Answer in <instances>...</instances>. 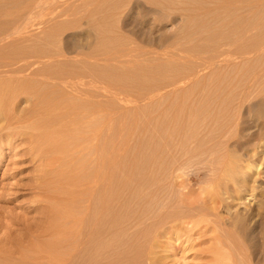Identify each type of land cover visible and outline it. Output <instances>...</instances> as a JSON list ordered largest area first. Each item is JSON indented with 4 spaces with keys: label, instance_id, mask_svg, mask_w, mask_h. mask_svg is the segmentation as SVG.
Returning a JSON list of instances; mask_svg holds the SVG:
<instances>
[{
    "label": "rangeland",
    "instance_id": "rangeland-1",
    "mask_svg": "<svg viewBox=\"0 0 264 264\" xmlns=\"http://www.w3.org/2000/svg\"><path fill=\"white\" fill-rule=\"evenodd\" d=\"M215 2L214 0H0V8L2 7L4 9H0L2 11L0 13L1 17L4 16L2 18L0 17L1 21L4 22L2 24L0 21V28L3 29L0 34V47L3 52L0 48V53H7L2 61V64L5 66L3 69L0 68V71H4L0 74V79L6 80L19 77L20 79L18 78L17 82H15L17 84L16 86L27 89L26 92L22 93L23 95H20L21 97L17 96L9 100V107L5 110V113L10 115L11 120H8L0 128V154H3L0 162V215L4 216L3 221L6 224H9L11 218L16 216L19 218H30L32 215H36V212L33 211V213H26L27 215H25V210L27 212L32 210L31 207H28L31 204L29 201H31L32 192H37V190H32L30 187L32 182L36 186L38 183L40 187L46 186V188H49L50 184L52 186L55 185L54 181L69 178L67 173L64 175L62 174L64 172L59 174L55 173L56 175H54L51 172L46 173L44 180H42L40 175L37 174L38 167H36L37 163H35L36 158L33 157L34 153L30 151L31 140L26 134L20 135L26 129L25 126H28L29 120L36 119V116L38 118V114L44 115L45 112L41 109L44 104L51 108V114L59 121L56 129L63 132L61 134L64 135L66 141L75 142L76 140V145L79 144L78 142L84 143L85 139L89 138L87 132L91 133L94 130L96 131V141H93L96 149L93 150V146L90 145L87 151L81 150L82 153L79 151L80 153L78 155H81V159L76 158L74 156L76 154L73 153L74 158L73 156H68L61 162V165L63 163L66 164V169L71 170L74 177L85 178L94 168L96 169L100 165L102 166V164L103 166L106 165L107 159H105V154L111 149L112 157H110V161L112 163H110L108 169L110 171V182H112L113 204L110 212L113 231H111L110 237L105 232H101L102 234L100 233L99 238L103 241L111 238L109 251L112 258H114V262L123 264L122 262L132 261L133 263L131 264H147L142 250L145 244L141 240L144 239L146 234L151 233V230H154L153 232L158 231L159 228L157 230L156 228L159 225H152L154 227L152 228L150 223L157 222L154 217L159 219L162 216L163 213L160 215L157 214L161 202L167 205L172 201L169 206H166L165 211L167 212L164 213V216L169 214V212L179 211L180 214H183L179 217L182 220L181 217L184 215H192L194 217L196 214L199 215L201 211L203 213L206 211L207 216L209 215L211 217L212 215L213 217L214 209L211 213V211L208 212L209 208L206 210L205 207L198 205H203L201 202L205 201L203 200L205 196L202 193V188L203 190H207L209 187L213 189L212 187L215 188L218 186L220 193L216 187L214 190H217L219 194L215 195L217 198L222 196L221 199H223L220 201L215 197L220 201V207L216 204L215 206L220 208L217 210H219L218 213L221 212L220 214L223 219L221 218L220 220V214H217L219 215L218 218L215 217L217 213L215 209L216 212L214 210L213 217L215 220L211 217L212 219L209 218L208 222H203L206 226L204 224V227L202 224L201 226L199 225L201 228L197 227L193 229V233H187V231L182 230V233L170 235L172 237L166 241V245L168 244L169 264H213V261H215L221 252L220 255H222V258L220 260L225 256L223 261L225 264H264V174L262 175L264 173V161H262L263 163L260 166L261 176L259 177L262 181L259 179L260 182L256 186L259 188L255 192L257 193L258 201L260 203L262 202V209L259 207L258 211V207H256L258 205L253 204L249 200V191L242 188L244 191L237 189L241 179V174L237 173V168L234 170L236 173L223 175L221 178L218 169L219 166L220 169L222 166L218 165L214 160L210 164L212 161L211 158L213 157L211 153H208L210 152L208 147H206L208 144L199 143V141H205L209 135V132L205 130L207 127L203 126L204 119L198 120L202 125L201 131L197 135L188 128L192 124L190 120L192 112H194L191 108L193 107L192 105L195 102L203 105L207 102L205 92L212 91L211 84L213 81H222L223 77L218 79L215 76L223 68L227 71L221 69L223 73L226 72L224 78L230 79V81L232 78L231 82L234 84L230 94L236 93L241 86L247 84L253 90L249 97L244 99L245 102L243 101L244 104L238 111L240 115L242 114L241 124H243L242 126L244 128L240 125V130H238V134L236 133L238 136L235 134L231 138L230 143L233 142L230 144V146L232 145L230 148L234 149V146L235 149L238 147L241 148V142L243 145L246 144V148L248 147V143L251 145V142L253 144L257 143L251 141L250 136L246 134L250 129H258L259 132V128L250 119L249 115L251 114L252 116L254 112L262 107L259 105V101L264 99V41L260 42V32H257L258 28L259 31L262 30L259 27L261 23L259 19L264 18V0H231L228 4L230 5L232 3L233 5L229 6V13L228 11L226 12L229 15H225L224 11L222 13L217 8V2L220 1L215 0ZM248 4L252 5L247 6ZM235 8L237 9L233 10ZM200 9L201 11H199ZM230 10L232 11L230 12ZM250 11L252 12L250 13ZM232 12L233 14L235 12L236 15L234 14V17L239 18L240 22L238 20L236 21L242 26L247 21H254L256 23L259 20L256 23L257 25H255L257 28L254 29V25L251 26L252 22L251 24L247 22L250 24V26L247 24L250 28L246 25L247 27L245 29H250L251 31H246L247 33L243 31L246 35L243 32L235 34L234 31L236 30H234L235 28L233 29V26L236 27V23L232 19L231 21L233 22L230 25L228 21V19L234 18ZM230 14L232 15L230 16ZM218 18H220V22L215 21ZM221 20L224 21L223 24H218L222 23ZM224 23H226V26ZM239 23L237 27H239ZM215 24L216 27H214ZM217 25H220L219 27L224 35L219 29L218 33ZM230 26L232 27L230 28ZM10 28L12 29L10 30ZM17 28L19 30H16ZM209 29L212 30L209 31L213 33H211L212 36L216 37L213 38L210 36L211 34H208ZM213 30L218 36L222 34L218 37L219 39ZM228 32L240 37L237 38L233 34H228ZM209 36L213 38H210V41L207 38ZM229 36L233 38L234 42L236 40L240 41L239 43L250 41V37H256L259 38L261 44L257 41V45L259 44L258 46H260L259 48L256 46L257 51L254 47L248 49L247 52H249H246L247 54L245 53L244 56L240 54L237 57H231L230 61L228 60L229 63H227V66L223 64L226 68L222 64H214L209 67L208 63L210 59L219 53L218 49H216L217 47L220 46L219 48L221 49L225 45L223 49H228L229 47V49H233L235 44H239L235 43L233 45L231 43L232 38L226 40V38H230ZM222 37H225L223 38L224 40ZM214 39L219 41V43L218 41L215 43L216 46L213 44ZM220 42H230V44H227V48L226 44L220 45ZM213 46L215 49H213ZM216 50L218 53H216ZM222 50H220V53ZM13 52H17L16 54L20 53L21 56L19 58L21 59H12L14 57ZM29 52L31 54L40 53L41 56L38 57L32 54L34 56L33 58ZM8 53L9 56H7ZM10 62H18V68L20 67L19 69L21 70L20 75L14 72H7L17 67L11 65ZM32 62H35V64L30 65ZM44 66L47 68L50 66L54 71L56 69H62L64 72L65 70V72L67 71L65 73L67 75L68 71L69 75L77 71L78 73L76 72L73 75L78 77L80 82L82 80L84 82L82 81L83 83L78 84L79 82L73 83L71 81V83L68 81L70 85L69 83L64 84H67L69 88L67 85L65 87L64 84H60L56 79L45 77L42 74L43 70L41 73L38 71V69ZM91 66L97 69L94 72L96 73L95 76L89 73L94 76L91 75L94 78L92 80L95 83L97 82V86L91 80L90 76H88L90 79L87 77V73L90 72L88 71L90 70L89 67ZM80 70L87 71H82L81 73ZM86 80H88V87L87 89L83 87L84 90L82 91V86L87 85L85 84ZM230 81L228 80V82ZM74 84L80 85L79 88L81 89L78 88V85H76L78 89L75 88ZM93 84L96 86L95 88L92 86ZM33 86H35L39 93L37 92L35 94L30 91V88ZM90 87L91 90L88 89ZM208 87L211 89L208 90ZM195 93H199L198 97ZM38 95L40 97H37ZM202 95L205 100L202 98ZM91 104L95 107L93 105L94 108L91 107ZM178 104H180L179 107L182 105L179 109H177ZM85 105H90L88 106L90 109H87L88 107ZM258 105L260 106L259 109L257 108ZM79 106L85 108V111L82 110L83 108L80 109L82 110L81 113L89 112L90 115L86 113L89 117L92 114L90 117L94 121L92 125H89L91 124L89 123L90 119L86 117L81 118L80 115L79 117L78 115L75 116L79 109L77 107ZM91 108L92 110L95 109V112H91ZM217 110L221 109L218 108ZM249 110L252 112H249ZM202 111L203 109L200 112ZM108 112L110 113L109 121H107ZM173 115L175 117H181V122L184 123L178 122L176 124H182L186 126V129L184 135L168 136L170 142H172V146L169 149L166 144H164L166 146H161L158 143L159 135L156 129L163 119H171ZM160 119L162 120L160 121ZM22 121L27 122V125ZM18 122H22V125H19ZM10 123L11 129L9 130L7 126ZM30 124L28 127H30ZM16 125L21 126V129L18 128L19 130L14 131V134L11 132L12 135L8 137L7 133L13 131ZM252 130L251 132L255 131L256 134L258 133L257 130ZM239 131L242 132L239 134ZM251 132L249 133L251 134ZM81 134L85 135L83 141L79 137ZM205 134L207 137H205ZM244 135L247 137L245 138ZM203 137H205L204 140ZM243 145L242 147L244 148ZM158 146L163 147V152L166 155V157L164 155L163 163L159 156L157 158L153 156V159L147 157L150 153L149 148L155 154L158 152H155L159 148ZM253 146L258 147L257 144ZM186 147L190 148L188 149ZM240 148H238L239 150L237 149L238 152L241 151ZM79 149L81 148H77V150ZM190 149L193 154L190 153ZM260 150L262 151L259 148L258 153H256L257 157L255 156V161L257 160V162L261 161L264 154ZM170 153H173L175 157L173 154V156H170ZM68 154L69 151L65 156ZM210 156L211 158H209ZM175 158L178 160L175 161ZM179 159H182V163H180L181 161ZM177 161H179L177 163L179 166L176 164ZM178 167L180 168L178 169ZM256 174L255 171H252L248 176L254 178ZM217 178L221 180V184H215L216 181H219ZM213 182L215 184L214 186L212 185ZM60 186L71 193L77 192L75 194L76 201L74 210L82 211L83 204L81 200L83 196L77 195L81 189L77 188V186L73 187L68 182L61 183ZM208 191L211 192L213 190ZM205 199L207 201L209 200L207 197ZM212 199L215 200L213 195ZM62 201L67 206L71 204L70 200ZM192 202L195 206L200 207V211H198V208H189V206L191 207L193 205ZM35 205L40 208L41 203L31 206L33 207ZM210 206L215 207L214 204H210ZM242 207H246V209ZM238 209L240 211L246 210L243 213L241 212L243 214L241 215L242 217H244V213L249 216H245L246 219L241 217H239L240 220L239 218L237 219L235 212ZM149 212L151 213L149 214ZM229 215L235 216L238 221ZM226 216L229 220H226ZM99 223L100 225H107L108 220L102 219ZM170 224L172 223H167L163 227H167ZM148 225L151 227L149 226V228ZM71 233L72 237L69 240L74 243L80 242L84 234L79 227L72 230ZM2 235L1 231L0 237ZM215 244H217V247H215ZM4 248H8V250L12 249L6 244ZM214 250L216 252L213 253L212 251ZM11 251L13 252V250ZM14 254L17 255L16 253ZM212 254H215L213 261L211 260L213 257ZM78 256L82 261L87 259L83 252H80ZM102 256H105L104 252ZM110 263H112L110 259L106 258L101 259L98 264Z\"/></svg>",
    "mask_w": 264,
    "mask_h": 264
},
{
    "label": "bare ground",
    "instance_id": "bare-ground-1",
    "mask_svg": "<svg viewBox=\"0 0 264 264\" xmlns=\"http://www.w3.org/2000/svg\"><path fill=\"white\" fill-rule=\"evenodd\" d=\"M210 1H213V0H210ZM217 1H220V2H217L218 3V6L217 8L220 10V12L224 11V14H228L229 11H228V8L229 6L233 5L232 3L229 5L228 2L230 3V1H221V0H217ZM246 1V0H245ZM199 2V1H198ZM215 2V0H214ZM216 3V2H215ZM248 3V2H247ZM198 4V3H196ZM212 4V3H211ZM260 4V3H259ZM262 4V3H261ZM13 5V4H12ZM199 5V4H198ZM205 5V3H204ZM237 5V4H236ZM252 4H248L247 6H250ZM257 5V4H256ZM209 7V6H208ZM246 7V6H245ZM254 7V6H253ZM2 8V7H1ZM0 8V9H1ZM233 8V7H232ZM3 9V8H2ZM11 9V8H10ZM205 9V8H204ZM237 8L233 9V10H236ZM239 9V8H238ZM243 9V8H242ZM249 9V8H248ZM251 9V8H250ZM262 9V8H261ZM4 10V9H3ZM207 10V9H206ZM241 10V8H240ZM245 10V9H244ZM247 10V9H246ZM201 11V9L199 10ZM228 11V13H226ZM232 10H230L231 12ZM248 11V10H247ZM5 12V11H4ZM3 12V13H4ZM8 12V10H7ZM11 12V11H10ZM210 12V11H209ZM212 12V11H211ZM236 12V11H235ZM234 12V14H235ZM240 12V11H239ZM238 12V13H239ZM252 11H250L251 13ZM0 13H2V11L0 10ZM260 13V12H259ZM8 14V13H7ZM6 14V15H7ZM206 14V13H205ZM233 14V12H232ZM230 14V16L232 15ZM234 14H233V17H234ZM264 14V13H263ZM5 15V14H4ZM229 15V14H228ZM236 15V14H235ZM245 15V14H244ZM222 16V15H221ZM0 17H1V14H0ZM4 17V16H2ZM1 17V18H2ZM27 17V16H26ZM224 17V16H223ZM222 17V18H223ZM226 17V16H225ZM228 17V16H227ZM236 17V16H235ZM231 18L230 20L228 19V21L230 22L229 24L231 25V22H235L233 24L236 25V27L238 26L237 24L240 22L239 18ZM258 17V16H257ZM261 17V16H260ZM221 18V17H220ZM220 18L216 19L215 21H218L220 22ZM230 18V17H229ZM233 19V21H231ZM235 19V20H234ZM256 19V18H255ZM259 19V17H258ZM3 20V19H2ZM226 20V19H225ZM238 20V21H236ZM253 20V19H251ZM260 23L259 24V27H261V29L263 30L264 29V18L262 17L261 19H259ZM257 20V21H259ZM1 21V19H0ZM28 21V20H27ZM256 21V23H257ZM3 21H1L2 23ZM20 22V21H19ZM203 22V21H202ZM217 22V23H218ZM222 23H218V24H223L224 21L221 20ZM238 22V23H237ZM251 24V26L254 25V29H256L257 27L255 25H257L254 21H247ZM245 22H242L244 25L242 26L240 23L239 27H234L233 26V29L236 30L234 31L235 34H240L241 32L243 31H247V32H250L251 30L248 29L250 28V24ZM4 23V22H3ZM2 23V24H3ZM212 23V22H211ZM214 23V21H213ZM6 24V23H5ZM8 24V22H7ZM226 23H224L225 25ZM249 24V26L247 25ZM210 25V24H209ZM214 25V24H213ZM212 25V26H213ZM248 26V30L245 29V27ZM261 25V26H260ZM211 26V25H210ZM220 25H217V30L219 29L221 32V28L219 27ZM226 26V25H225ZM20 27V26H19ZM216 27V24L215 26ZM232 26H230L231 28ZM226 28H229V27H226ZM229 28V29H230ZM12 28H10L11 30ZM212 29V27H211ZM251 29H253V27H251ZM260 29V30H261ZM1 30H3L2 28H0V34H1ZM8 30V29H7ZM9 30V31H10ZM16 30H19L18 28ZM219 30H218V33H219ZM238 30V31H237ZM259 31V28L257 29V32H260V42L264 41V30L263 31ZM209 31H212V30H208ZM214 31V30H213ZM220 32V33H221ZM237 32V33H236ZM246 32V33H247ZM256 32V31H255ZM5 33V32H4ZM212 32H209L208 34L210 35ZM214 33H216L214 31ZM244 33V32H243ZM213 34V33H212ZM212 34L210 35L211 37ZM222 34L224 35V33L222 32ZM220 34V36L222 35ZM228 34H233L235 35L234 33H230L228 32ZM245 34V33H244ZM256 34V33H255ZM217 35V38L220 37L218 36V34L216 33ZM243 35V34H242ZM246 35V34H245ZM251 35V34H250ZM257 35V34H256ZM1 36V35H0ZM208 36V35H207ZM207 37L209 39V41L213 38L211 37ZM232 36V35H231ZM229 36L230 38H226V40H229L231 39L232 37ZM236 36V35H235ZM234 36V37H235ZM237 37V36H236ZM240 36H238L237 38H239ZM211 38V39H210ZM225 38V37H222V39ZM109 39V38H108ZM219 39V38H218ZM236 40V38H234ZM250 41H244L242 43H239L240 41H235L233 40L232 38V44L234 45L235 43H239L238 45L235 44L234 45V48L233 49H229L228 48V45L227 44H230V42H225V43H221L220 45H223V44H226L227 48L228 49H223L225 48V45L223 48H219L217 47L216 49H218V51L216 53L217 56L215 55L214 57H212L208 63L209 67L210 65H220V64H224L227 66V63H229L230 61V58H234V57H237L238 55L240 54H244L247 52L248 49H252L255 47V50H256V46H258L259 44H261L259 42V38H251L250 37ZM258 39V40H257ZM262 39V40H261ZM214 39V46L215 43H217L218 40ZM224 40V39H223ZM222 40V41H223ZM239 40V39H238ZM242 40V39H241ZM10 41V40H9ZM211 41V42H212ZM259 42V44L257 45V43ZM219 43V41H218ZM211 44V45H213ZM8 45V44H7ZM219 45V44H218ZM217 45V46H218ZM210 46V45H209ZM213 46V49H215ZM231 47H233L231 45ZM260 46H258L259 48ZM1 48V47H0ZM206 48V47H205ZM264 48V47H263ZM211 49H212V46H211ZM210 49V50H211ZM221 53H220V50ZM2 50V48H1ZM0 50V52H1ZM36 52H38L37 50H35ZM209 51V50H208ZM257 51V50H256ZM3 52V50H2ZM10 52V51H9ZM249 52V51H248ZM247 52V53H248ZM5 53V52H4ZM14 53V52H13ZM12 53V54H13ZM17 53V52H16ZM14 53V57L12 59L15 58V60H20L21 58H19L21 56L20 53L16 54ZM22 53V52H21ZM246 53V54H247ZM7 54V53H5ZM5 54L3 53H0V68H4V64H2V61L4 59V57L6 56ZM29 54H31L29 52ZM33 54V53H32ZM31 54V55H32ZM28 55V54H27ZM33 55H37L38 57L41 56V54H33ZM32 55V56H33ZM9 56V53L8 55ZM13 56V55H12ZM11 56V57H12ZM30 56V55H29ZM28 56V57H29ZM87 56V55H86ZM10 57V58H11ZM27 57V56H26ZM37 57V58H38ZM47 57V56H46ZM257 57V56H256ZM30 58V57H29ZM34 58V56H33ZM45 58V57H43ZM61 58V57H60ZM7 59V58H6ZM51 59V58H49ZM38 60V59H37ZM229 60V61H228ZM85 61V60H84ZM207 61V60H206ZM7 62V61H6ZM257 62V60H256ZM11 63V62H10ZM22 63V62H21ZM28 63V62H27ZM48 63V62H47ZM85 63V62H84ZM35 64V62H32L30 65H33ZM11 65H15L16 68H12V70H8L7 72L8 73H18L20 75V67L18 68L19 64L18 62H14V63H11ZM97 65V64H96ZM223 65L224 68H226L225 66ZM21 66V64H20ZM47 66V65H46ZM46 66L44 67H41L40 69H38V71L41 73L42 71V74L45 75V77H50L51 79H56L57 81L60 82V84H64V83H69L70 85V82L72 81L73 83H78L80 84L82 81L84 82V80L82 79H86V78H82L81 82L79 80L78 77H75L74 75L76 74V72L74 71L73 74L69 75V71H68V75L65 74L67 73V71L64 72L62 71V69L60 70H52L49 66V68H47ZM229 66V65H228ZM30 67V66H29ZM222 67V66H220ZM10 68V67H9ZM18 68V69H17ZM82 68V67H81ZM219 68V66H218ZM255 68V67H254ZM76 69V67H75ZM90 72L87 73V77L90 76L91 77V80L94 79L93 77L96 75L95 70L97 71L96 67H89ZM100 69V68H99ZM223 69V68H221ZM219 70L217 75L215 77H218V79H221L222 77V81H213L212 84H211V88H212V91H206L205 92V96H207V102L203 104H200V103H197L195 102L194 105H192L193 107L192 108V116L190 117V120L192 122L191 126L188 127L190 128V130L193 131V133L195 135H197L200 131H201V125L199 123L198 120H201L202 118L204 119L203 121V126H206L207 128H205V130L207 132H209V135L207 137V133L205 134L207 137L205 139V141H199V143H204V144H208V146L206 145V147H208V149L210 150V152L208 153H211L212 157L211 156L209 158L210 159V164L213 163V160L214 162H216L218 165H221V169H220V166H219V169H218V166L216 164V168L218 169V172H220L221 174V178L223 175H228L230 173L234 174L236 173V171L234 172V170L237 168V173L241 174V179H240V185L239 187H237V189H240L241 191H244L245 189L247 191H249L248 195L250 196V199L251 202L253 204H256L258 206L257 210L259 209V207L261 208V203L258 201V197H257V193H255L258 188L256 186H258V183L260 182L259 179L261 180V178L259 176L260 175V171H261V164L263 163L262 161H264V99H262L260 102L259 105H261L262 107L259 109V105H258V109L256 112H254V114L251 116V114L249 115L250 116V119H252L254 122H255V125L259 128V132H258V129H253V130H257V134L254 132H251L252 129H250L249 132H251V134L249 132H247L246 135L250 136L249 138L251 139V141H254L257 142L255 144H257L258 147H255L253 145V142L252 145L250 143L247 144V148L245 147V145H243V143L241 142V144L244 146V148L242 147L241 145V151L238 152L237 149H235V146L233 147L234 149H231L230 147H232V145L230 146V144H232V142L230 143L231 141V138L238 132V130H240V125L241 127H243L241 124L242 122V117L241 115L239 114V109L242 108L243 106V101L244 99H247L249 97V95L252 93L253 90H251L250 86L247 85H243L241 86L236 93H231V88L234 86V84L231 82L232 81V78H231V81L230 79H226L224 78L225 76V73L227 72L226 69L224 71H226L225 73H223L222 70ZM213 70V69H212ZM210 70V71H212ZM3 71V70H2ZM2 71H0V74L3 73ZM81 73L83 70H80ZM85 71V70H84ZM83 71V72H84ZM87 71V70H86ZM85 71V72H86ZM106 71V70H105ZM198 71V70H197ZM229 71V70H228ZM6 72V73H7ZM196 72V71H195ZM78 73V72H77ZM89 73H92L91 76ZM197 73V72H196ZM89 74V75H88ZM100 74V73H99ZM107 74V73H106ZM67 75V76H66ZM101 75V74H100ZM195 75V74H194ZM233 75V74H231ZM65 76V77H64ZM84 76V75H83ZM188 76V75H187ZM211 76V75H209ZM229 76V75H228ZM43 77V76H42ZM86 77V76H85ZM90 77H88L90 79ZM100 77V76H99ZM221 77V78H220ZM233 77V76H232ZM19 78V77H18ZM18 78H15V79H12V78H9V79H6V80H3L2 78L0 79V128H2L1 126H3L4 123H7L8 120H11L10 118V115H8L7 113H5L6 109H8L9 107V100L10 99H14L15 97L17 96H20V95H23L22 93L26 92L27 89L25 88H20L19 86H16L17 84H15V82H17V79ZM41 78V77H40ZM87 78V79H88ZM230 78V76H229ZM20 79V78H19ZM46 79V78H45ZM50 80V79H49ZM94 81V80H92ZM228 80L230 82H228ZM54 81V80H53ZM70 81V82H68ZM104 81V80H103ZM71 82V83H72ZM82 82V83H83ZM87 85H83L82 86V91L84 90L83 87H88V80L85 81ZM57 83V82H56ZM97 83V82H96ZM95 81H94V84L96 85ZM193 83V82H192ZM230 83H231V86H230ZM53 84V83H51ZM76 84V85H78ZM92 85L94 86V88L97 86L95 85ZM245 84V83H244ZM251 84V83H250ZM249 84V85H250ZM12 85V86H11ZM57 85V84H56ZM67 85V84H66ZM66 85L64 84V86L66 87ZM75 85V84H74ZM76 85L74 86L75 88ZM200 85V83H199ZM61 86V85H60ZM80 85H78V88H79ZM195 86V85H194ZM206 86V85H205ZM252 86V85H251ZM67 87L69 88V86L67 85ZM72 87V86H71ZM207 87V86H206ZM205 87V88H206ZM77 88V89H78ZM198 88V87H197ZM209 88V87H208ZM211 88H209L208 90H210ZM253 88V87H252ZM72 89V88H71ZM81 89V88H79ZM91 90V87L88 88ZM73 90V89H72ZM193 90H196V89H193ZM255 90V89H254ZM30 91L32 93H37V89L35 88V86L31 87L30 88ZM75 91V89H74ZM79 91V90H78ZM197 92V91H196ZM39 93V92H38ZM80 93V92H79ZM192 93V92H191ZM88 94V93H87ZM195 95L198 97L199 93H195ZM42 96V95H41ZM45 96V95H44ZM192 96V95H191ZM21 97V96H20ZM37 97H40V95H38ZM91 97V96H90ZM183 97V95H182ZM181 97V99H182ZM202 98H203V95H202ZM39 100V98H37ZM85 99V98H83ZM91 99V98H90ZM184 99V98H183ZM205 100V98H203ZM194 100L196 101V99L194 98ZM45 101V100H44ZM198 101V100H197ZM89 102V101H88ZM200 102V101H199ZM245 102V101H244ZM46 103V102H45ZM167 103V102H166ZM180 103V102H179ZM181 104V103H180ZM178 104V108H181L182 105L179 107ZM93 104H91V107ZM166 105V104H165ZM168 105V104H167ZM39 106V105H38ZM48 106V105H47ZM46 105H42V108L44 110V115H39L38 114V118L36 116V119H31L27 122H29L30 124V127L29 124L28 126H25L26 129L24 130V132H21V134H26L29 136L31 142H30V151H32L34 153V158H36V161L35 163H37L36 167H38V172L37 174L40 175V177L42 178V180H44L45 178V175L46 173H51L53 172L54 175H56L55 173H62L63 175L65 173H67V176L69 177L68 179H61V180H57V181H54V184L55 185H49V188H46L45 187H40L37 183V186L34 184V182H32L30 185V187L32 188V190H37L36 191H31L32 192V195H31V201H29V204L30 206L28 207H31L32 210L31 211H26L25 210V215H27L26 213H29L30 212H36V215L30 218H19V217H14V218H11V221L9 222V224H6L4 221H3V218L4 216L3 215H0V232L2 231V237H0V264H98L99 261L102 259H106V258H109L110 261L112 263L110 264H120V262H114V258H112V255L109 251V248L111 246V238H109L108 240L106 241H103L99 238V235L100 233L102 232H105L107 235H109V237L111 236V231H113V226H112V222H111V207H112V202H113V195H112V182H110V171H109V165L110 163H112V161H110V157L111 156V149L105 154V159H107V163L106 165L102 166L100 165V167L98 168H94L92 170V172L88 175V176H85V178H80V177H74L72 174V171L69 170V169H66V164L63 163V165H61V162L62 160L64 161L68 156H73V153H75L76 155H74L76 158L78 159H81L80 156L78 155V153H80L79 151L81 150H85L87 151L89 146L92 145L93 146V150L96 149L95 147V135H96V131H92L91 133L87 132V134H89V138L85 139V135H81L79 136L80 139H82V141L85 139L84 141V145L81 143V142H78L79 144H75L76 143V140L75 142H68L66 141V139L64 138V135H62L61 133H63L61 130H57L56 129V126L59 125V121L56 120V118L51 114V108L47 107ZM85 106H90V105H85ZM81 107V108H80ZM86 107V108H87ZM95 107V106H94ZM93 107V108H94ZM31 108V107H30ZM77 108H79L77 110ZM76 110V115H80V117L84 118H88L90 119L89 115L90 113L89 112H86V113H89V115H87L86 113H81L82 110L85 111L84 107L83 106H79L77 107ZM83 108V109H82ZM218 108H220L221 110H217ZM40 109V108H39ZM82 109V110H80ZM87 109H90L89 107ZM110 109V108H109ZM108 109V111H109ZM203 109L202 112H200L201 110ZM75 110V111H76ZM92 110V108H91ZM89 110V111H91ZM95 110V109H94ZM94 110H92L91 112H95ZM242 110V109H241ZM254 110V109H253ZM39 111V110H38ZM251 110H249L250 112ZM25 112V111H24ZM252 112V111H251ZM5 113V114H4ZM33 114V112H31ZM43 114V113H42ZM95 115V114H94ZM184 116V115H183ZM190 116V115H189ZM246 116V115H245ZM168 117V116H167ZM170 117V116H169ZM174 117V118H173ZM186 117V116H185ZM252 117V118H251ZM18 118V117H17ZM85 118V119H86ZM241 118V119H240ZM110 120V113L108 112L107 113V121ZM162 119H160L161 121ZM181 117H175L174 115L171 117V119H163L161 121L160 124H158L157 126V129L156 131L158 132V143L161 144V146H163L164 144L167 145V148L169 147L170 149V146H172V142H170V138H168L169 135L171 136H180V135H184V131L186 129V126L182 125L184 122H181ZM24 122V121H22ZM22 122H18L19 125H22ZM27 122H24L25 125H27L26 123ZM178 122H181L182 124H176ZM246 122V121H245ZM253 122V123H254ZM17 123V122H16ZM61 123V122H60ZM91 123V124H89ZM88 124L89 125H92V123H94V121L92 119H90V122ZM190 123V122H189ZM244 123V122H243ZM76 124V123H74ZM96 124V123H95ZM13 125V124H12ZM15 125V124H14ZM24 125V124H23ZM94 125V124H93ZM157 125V123H156ZM8 129L10 130L11 129V123L10 125L7 126ZM16 130L13 129V131H9L7 133V136L9 137L11 134V132H13V134L17 131L18 128L21 129V126H14ZM24 127V128H25ZM28 127V129H27ZM193 127V128H192ZM255 127V126H254ZM252 127V128H254ZM30 128V129H29ZM244 128V127H243ZM256 128V127H255ZM19 130V129H18ZM27 130V131H26ZM30 130V131H29ZM252 130V131H253ZM15 131V132H14ZM204 131V132H206ZM232 131V133H231ZM240 132L242 131H239V134ZM19 134V132H17ZM192 133V134H193ZM191 134V135H192ZM193 134V135H194ZM238 134V133H237ZM236 134V135H237ZM250 134V135H249ZM204 135V134H203ZM246 135L245 138L247 137ZM6 136V135H5ZM92 136V137H91ZM238 136V135H237ZM78 137V138H79ZM203 137V140L204 138ZM244 138V137H242ZM234 139V138H233ZM95 140V141H94ZM200 140V139H199ZM241 140V138H240ZM246 140V139H245ZM244 140V141H245ZM74 141V140H73ZM94 141V142H93ZM237 141V140H236ZM243 141V142H244ZM248 141V140H246ZM97 143V142H96ZM238 143V142H237ZM247 143V142H245ZM9 144V143H8ZM156 144H157V141H156ZM197 144V143H195ZM77 147H76V146ZM164 145V146H166ZM234 145V143H233ZM159 147L156 151L155 154L154 152H151L150 151V148H149V154L147 155V157L150 159L152 158L153 159V156L157 158V156H159V158H161V161L163 163L164 161V155L165 153L163 152V147ZM179 146V145H178ZM197 146V145H196ZM199 146V145H198ZM205 146V145H204ZM237 146V145H236ZM240 146V144H239ZM150 147V146H149ZM173 147H175V145H173ZM192 147V146H191ZM250 147V148H249ZM77 148H81L79 150H77ZM181 148V147H180ZM188 148V147H186ZM185 148V149H186ZM190 148V147H189ZM188 148V149H189ZM197 148V147H196ZM261 148L262 149V159L261 161L257 162V160L255 161V156H256V153H258V149ZM165 149V148H164ZM182 149V148H181ZM184 149V150H185ZM187 149V150H188ZM73 150V151H72ZM75 150V151H74ZM191 150V149H190ZM193 150V148H192ZM192 150L190 151V153L192 152ZM195 150V148H194ZM207 150V149H206ZM69 151V154L65 156V154H67V152ZM174 151V150H173ZM180 151V150H179ZM208 151V150H207ZM175 152V151H174ZM196 152V151H195ZM260 152V153H261ZM82 153V151H81ZM86 153V152H85ZM167 153V152H166ZM178 153V152H176ZM185 153V151H184ZM259 153V154H260ZM64 154V155H63ZM88 154H92V153H88ZM173 153H170L169 155L170 156H173L172 155ZM180 154V152H179ZM183 154V153H182ZM189 154V153H188ZM193 154V153H191ZM190 154V155H191ZM195 154V153H194ZM258 154V155H259ZM29 155V154H28ZM178 155V154H177ZM176 155V156H177ZM210 155V154H209ZM261 155V154H260ZM73 156V158H74ZM87 156V155H86ZM179 156V155H178ZM166 157V155H165ZM175 157V155H174ZM257 157V156H256ZM3 158V154H0V162H1V159ZM179 158V157H178ZM257 159V158H256ZM35 160V159H34ZM160 160V159H159ZM178 160L175 158V161ZM182 159H179V161H181ZM160 161V163H161ZM177 161L176 164L179 162ZM44 162V163H43ZM70 162V160H69ZM149 163V162H148ZM182 163V161L180 162ZM184 163V162H183ZM69 165V164H68ZM152 165V164H151ZM161 165V164H160ZM178 165V164H177ZM182 165V164H181ZM180 165V166H181ZM225 165V166H224ZM179 166V165H178ZM207 166V165H206ZM76 167V166H74ZM213 167V166H212ZM73 168V167H72ZM177 168V166H176ZM180 167H178L179 169ZM209 168V167H208ZM106 169V170H105ZM170 170V169H169ZM172 170V169H171ZM212 170V169H211ZM216 170V169H214ZM66 171V172H65ZM252 171H255V173H257L254 178H252V176H248L249 173H251ZM263 171V170H262ZM177 172V170H176ZM212 172V171H211ZM214 173V171H213ZM140 174V173H139ZM218 174V173H217ZM219 174V176H220ZM236 174V175H238ZM264 173H262L263 175ZM50 175V174H49ZM231 175V174H230ZM177 176V175H176ZM216 176V175H215ZM53 177V176H52ZM51 177V178H52ZM226 177V176H225ZM238 177V176H237ZM35 178V177H34ZM50 178V176H49ZM219 178V177H218ZM217 178V179H218ZM232 178V177H231ZM235 178V177H234ZM252 178V179H251ZM48 179V177H47ZM179 179V178H178ZM220 179V178H219ZM218 179V180H219ZM228 179V178H227ZM264 179V178H263ZM231 180V179H230ZM234 179H232L233 181ZM34 181V180H33ZM221 180H219L218 182L216 181L215 184L217 183H220ZM230 181V182H232ZM262 181V180H261ZM70 183V185H72L73 187L74 186H77V188L81 189L80 192L77 194L78 196L80 195L81 197L83 196L81 202H82V206H83V210L82 211H77V210H74V204H75V201H76V193L77 192H69V191H66V189L62 188L60 186L61 183ZM235 182V180H234ZM223 183V182H222ZM256 185H255V184ZM212 184V183H211ZM214 182H213V186L215 185ZM221 184V183H220ZM225 184V183H223ZM236 184V183H235ZM255 186H254V185ZM261 184V183H260ZM259 184V185H260ZM183 185V184H182ZM209 185V184H208ZM44 186V185H43ZM226 186H227V181H226ZM238 186V185H236ZM264 186V185H263ZM202 187V186H201ZM217 187V190L219 191V187ZM215 187V188H216ZM221 187V186H220ZM213 189H210V187L207 189V190H203L202 188V193H204L203 196L205 200L204 202H201L203 203L198 205V206H203L205 207V209L208 210V212L211 211L212 213V210L214 209H218L220 206V201L223 199H221V197L217 198L216 195H218L220 193H218V191L214 190L215 188L212 187ZM222 188V187H221ZM244 190H242V189ZM257 188V189H256ZM205 189V187H204ZM228 189V188H227ZM208 190H213V191H208ZM222 190V189H221ZM238 190V191H240ZM223 191V190H222ZM232 191V190H231ZM7 192V191H6ZM44 192V193H43ZM49 192V193H48ZM237 192V190H236ZM226 193V192H225ZM229 193V192H228ZM52 194V195H50ZM216 194V195H215ZM48 195V196H47ZM202 195V194H201ZM212 195L214 196V199H212ZM228 195V194H226ZM77 196V197H78ZM208 198L209 200L207 201L205 198ZM219 199V200H217ZM226 197V196H225ZM227 198V197H226ZM151 199V197H150ZM225 199V198H224ZM235 199V198H234ZM243 199V198H242ZM241 199V200H242ZM246 199V198H245ZM62 200H70L71 201V204L69 206H67V204H65V202H63ZM150 201V200H149ZM168 201V200H167ZM264 201V200H263ZM169 202V201H168ZM172 202V201H171ZM170 202V203H171ZM37 204V203H41V206L39 208V206L35 205V206H31V205H34V204ZM166 203V202H164ZM167 204L168 206L170 205ZM240 203V202H239ZM193 205H191V207L189 206V208H194V209H197L198 208V211L200 207L198 206H195L194 203L192 202ZM210 204H215L219 207H214L213 206L211 207ZM242 204V203H241ZM248 204V203H247ZM166 204H162L161 202V205H160V208H159V211H157L158 213L157 214H162V216H160L159 219L155 218L156 219V223L153 222L150 223L151 226H155L157 225L158 227L156 228V230L158 229V231L156 232H153L151 230V233L149 234H146L144 239L141 240L144 242V248L142 249L143 250V257L145 258V260L147 261V264H169V261H168V247L166 245V241L169 240L170 235H173V234H177V233H182L181 231H187L188 232H192L193 229L195 228H201L199 227V225L203 226V224L205 225V221H209V218L212 219L214 217V210H213V217L211 215V217L208 215H206V211L203 213V211H201V214L198 215L196 214V216L194 215V217L192 215L190 216H187V215H184L181 217L182 220L179 219L180 215H183V214H180L179 211H175V212H169V214H167L166 216H164V213L167 212L165 211L166 210ZM197 205V204H196ZM263 205V204H262ZM129 206V205H128ZM264 206V205H263ZM77 207V206H76ZM188 207V206H187ZM188 208V209H189ZM212 208V209H210ZM244 208V207H242ZM29 209V208H28ZM193 209V210H194ZM220 209V208H219ZM226 209V208H225ZM246 209V207L244 208ZM243 209V210H244ZM262 209V208H261ZM35 210V211H34ZM37 210V211H36ZM192 210V209H190ZM215 210V212H216ZM264 210V209H263ZM219 210H217V213L215 214L218 218L219 215L217 214H220L218 213ZM229 211V210H228ZM234 211V210H233ZM246 211V210H244ZM244 211H240L238 209L237 212L233 213L235 214L236 218L238 219L239 217L243 218V219H246L245 216H249V215H246L244 213V217H242L241 215V212L243 213ZM259 211V210H258ZM261 211V210H260ZM32 212V213H33ZM182 213H184L183 211H181ZM127 213V212H126ZM151 212H149L150 214ZM155 213V212H154ZM195 213V212H194ZM230 213V212H229ZM232 213V212H231ZM8 214V213H7ZM231 214V215H233ZM249 214V213H247ZM154 215V214H153ZM189 215V214H188ZM30 216V215H29ZM152 216V215H151ZM225 216V215H224ZM228 216V215H227ZM227 216H226V220H229L227 219ZM230 216V215H229ZM235 216H230L232 218H235ZM263 216V215H262ZM25 217V216H23ZM159 217V216H157ZM139 218V217H138ZM146 218V217H145ZM149 218V217H148ZM147 218V219H148ZM220 220L222 218V215L220 214L219 216ZM225 218V217H224ZM235 218V219H236ZM102 219H107L108 220V224L107 225H100L99 221H101ZM126 219V218H125ZM223 219V218H222ZM236 219V220H237ZM242 219V220H243ZM6 220V219H5ZM213 220H215L213 218ZM240 220V218H239ZM148 221V220H147ZM150 221V220H149ZM238 221V220H237ZM236 221V222H237ZM128 222V221H127ZM129 223V222H128ZM131 223V222H130ZM167 223H172L170 224L169 226L167 227H163L165 224ZM238 223V222H237ZM148 224V223H147ZM210 224V223H209ZM135 225V224H134ZM235 225V224H234ZM150 225H148L149 227ZM150 226V227H151ZM152 226V228H154ZM206 226V225H205ZM77 227H79L80 229H82L83 231V237L81 238L80 242H76L74 243L73 241H70L69 238L72 237V230L76 229ZM147 227V228H148ZM149 227V228H150ZM161 227H163L162 229H160ZM204 227V226H203ZM210 227V226H209ZM232 227V226H231ZM230 227V228H231ZM247 227V226H246ZM131 228V227H130ZM220 228V227H219ZM234 228V227H233ZM204 229V228H203ZM232 229V228H231ZM117 230V229H116ZM160 230V231H159ZM199 230V229H198ZM149 231V230H148ZM195 231V230H194ZM200 231V230H199ZM215 231V230H214ZM235 231V229H234ZM146 232V231H145ZM196 232V231H195ZM194 232V233H195ZM201 232V231H200ZM245 232V231H244ZM101 233V234H102ZM193 233V232H192ZM199 234V233H198ZM189 235V234H188ZM215 236V235H214ZM198 237V236H197ZM208 237V236H207ZM215 239H217L216 237H214ZM264 238V237H263ZM75 239H77V237H75ZM214 239V241H215ZM257 239V238H256ZM180 240V239H179ZM246 240V239H245ZM262 240V239H261ZM230 241V240H229ZM142 242V243H143ZM210 242V241H209ZM216 242V241H215ZM8 245V247L12 248L11 250H13V252L11 250H8V248H4V245ZM217 244H215V247ZM219 246V244H218ZM122 247V246H121ZM212 250V249H211ZM220 251V250H219ZM80 252H83L87 259L86 260H83L78 256V254ZM104 252L105 256H102V253ZM211 252V251H210ZM213 253L216 252L215 250L212 251ZM221 252V251H220ZM14 253H16L17 255H15ZM222 253V252H221ZM220 253V254H221ZM218 254V253H216ZM218 255V260L217 258L215 259V254L213 255L212 257V261L213 259H215V261H213V264H225L224 259H225V256L222 260H220L222 257V255ZM211 255V254H210ZM227 257V256H226ZM212 261H210L212 263ZM123 264H131L133 263L132 261L130 262H122ZM228 263V261H227ZM208 264V263H207Z\"/></svg>",
    "mask_w": 264,
    "mask_h": 264
}]
</instances>
